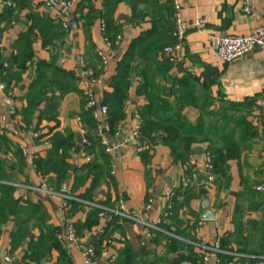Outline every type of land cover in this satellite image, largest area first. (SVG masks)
I'll return each instance as SVG.
<instances>
[{"label":"crops","instance_id":"0c3cea01","mask_svg":"<svg viewBox=\"0 0 264 264\" xmlns=\"http://www.w3.org/2000/svg\"><path fill=\"white\" fill-rule=\"evenodd\" d=\"M31 1L29 9L20 11L17 21L6 24L0 20V50L4 52V56L12 50L13 42L25 29L30 13L47 16L52 20L62 19L59 17L57 6L51 0ZM242 2V0H180L182 16L189 28L180 49L176 52L174 67L167 77L160 80L166 87L174 80H181L185 86L191 88L188 92L189 97L194 94L199 96L207 94L210 104L207 103L205 108L218 112L207 117L206 122L211 121V129L207 130V125L202 133L196 136L198 138L191 144V153L186 160L174 159L169 146L162 143L163 135H159L157 143L146 149L148 151L146 156L142 153L145 150L134 147L132 142L127 140L128 134L137 124L134 112L145 104L141 94H137V88L145 80L141 74L145 72L143 73L141 60L137 57L133 59L132 73L128 78L129 97L123 107L125 120L114 138L108 139L109 145L114 147L113 151L107 153L109 156L107 170L112 182L103 181L97 197L109 199L108 202L114 207L121 201L129 215L150 223H154L159 217L162 218V223L170 226L172 230L177 228L180 233L177 235L160 228L157 231L171 235L182 243L175 250L167 252L165 240L160 239L152 243L154 236L151 233L152 229L130 220L124 226L122 234H113L104 241L103 249L99 256H96L100 262L98 264H110L115 261L119 255L114 260L111 257L115 252L120 254L127 243L132 246L134 252L141 247L144 248L147 253L145 257L150 264H175L170 260L178 254L186 256L187 245L193 246L196 253L202 254L197 244H212L225 237L229 240V250L226 251L236 253L230 255L234 257L235 264H264V192L255 190L256 185L264 182V106L256 104L257 101L264 102V47H258L229 62L214 58L209 48V38L212 34L245 35L258 26L264 27V0H250L248 13L243 11ZM87 3L92 6L90 10L95 11V18L91 23L88 20L93 11L89 10ZM164 4H167L166 0H118L113 13L118 20L121 38L115 48H111L104 42L101 29L103 22L97 15L99 10L103 12V0H75L73 6L64 12L63 19H67L68 22L73 20L74 23L72 25L68 23L70 29L67 30L64 41L67 50L61 55L59 65L64 70L79 75L80 80L77 82L79 90L89 87L95 97L103 102L104 94L112 91L109 80L116 73L118 61L131 41L151 27L152 17L157 15L155 12L159 9H168V5ZM6 8L0 4V16ZM132 15L134 22H131ZM197 18L203 19L204 24L196 28L193 22ZM33 38L36 39L33 42L36 60H48L52 51L48 46H41V34L37 30H34ZM56 47L59 50L58 44ZM98 52L107 55L108 63L105 69L95 58ZM162 56H167L164 50ZM27 64L31 65L30 62ZM154 66L150 63L146 74H151ZM87 70L98 72L97 83L90 84ZM34 72L35 66L28 67L23 71L18 83L15 84L13 80L8 79L9 88L4 84L5 88L0 90V158L5 159L4 161L12 167L10 177L1 183L15 188L13 193L15 198L24 202L29 200L41 203L47 216L46 224L63 231L67 220L73 224L84 220L85 213L91 207H86L82 213L66 216V208L62 206L61 199L34 188L43 179L35 171L34 159L46 155L49 147L43 146L42 139L49 140L54 132L62 133L70 129L75 132L76 138L80 137L79 120L73 116L74 111L79 108V94L73 90L59 99V104L55 108L56 120L40 119L38 129L43 134L47 132V135L37 140L33 136V129L31 128V131L26 127L21 116L23 97L35 77ZM48 76L62 87L67 85L64 79L53 73H49ZM58 93V90L54 92L55 95ZM251 102L254 104L253 108H247L248 113H243L242 108ZM43 107L42 102L40 108ZM10 109H14L15 113L10 114ZM199 109V105L191 103L182 112L189 121L196 122ZM238 117H243V122L253 126L254 130L245 127L241 122H236ZM205 135L214 143L226 144L231 156L227 162L226 175L219 176L213 173L215 177L212 181H209L203 167L206 143L200 141V138ZM81 143L83 144L82 139ZM180 150H183L182 146ZM84 161L88 160L83 154L80 151L74 153L73 150V156L69 159L72 166L75 165L73 169ZM73 169L70 168L68 171L71 176L67 180V189ZM190 170L192 174L188 179L187 171ZM183 179L187 182L184 189L181 188ZM168 191H173V196L177 194L178 197L179 207L174 219L171 216H164L166 207L164 195ZM203 209H210L214 218L204 219ZM99 217L100 223L95 230H91L83 237L76 235L77 241L73 244L62 242L75 264H83L81 254L83 246L92 243L98 228H102L104 219L102 216ZM32 221L31 219L29 224ZM40 226L42 224L31 228V231L38 234ZM11 228L9 222L0 225V251L6 250L9 253ZM147 233L150 234L148 237ZM21 254L18 248L12 254V262L4 261L0 257V264H16ZM58 254V250L52 248L45 264H56ZM166 254H170L168 259ZM181 264L189 263L182 261Z\"/></svg>","mask_w":264,"mask_h":264},{"label":"trees","instance_id":"16d2710c","mask_svg":"<svg viewBox=\"0 0 264 264\" xmlns=\"http://www.w3.org/2000/svg\"><path fill=\"white\" fill-rule=\"evenodd\" d=\"M10 1L16 4V8H6L0 16V20L5 21L6 24L17 21L19 19L20 11L22 9H29L31 0H2ZM118 0H103V12H97L100 19H102L104 30L103 37L107 38L111 43V48H115L117 35L120 33L118 20L114 17V7ZM168 5L167 10H157V15L152 17L151 27L143 34L134 38L125 53L120 58L116 66V73L109 80L112 87L111 92L104 94L103 103L107 105V114L104 123L107 124L108 130L99 128V122L93 117L91 110L87 108L89 96L85 90L77 88V82L80 80L79 75L73 71H66L59 65V59L64 51L67 50L65 46V39L67 28H63L61 21L57 19H50L47 16H40L37 13H30L28 15V23L25 29L18 35L13 42L12 50L7 54V59L0 66V80L9 88V81L13 80L18 83L21 79L23 71L28 67L35 66V77L30 86L24 94V105L21 106V116L27 128H32L33 131H39V136L35 139L47 135L38 129V124L41 118H49L56 120L55 108L59 104V99L70 91H76L78 96L79 108L74 111V118H79V129L81 130L80 137L75 136L72 130H65L64 132H54L50 140V147L46 151L44 157H37L34 159V168L37 173L42 176V181L48 184V187L54 192H62L70 196L78 197L80 200H70L68 207H65L66 216L74 215L75 213L84 212L88 207L89 202H97L103 207L112 209L109 199H101L97 197L99 194L100 184L104 181L112 182L109 176L107 166L109 165V156L104 151L100 142L101 138H114L115 134L119 132L121 123L125 120V112L123 110L124 104L129 97L128 84L129 77L132 73V62L134 58H139L140 64L143 65L144 83L137 88V94H141L145 104L136 109V112L142 119L139 129V136L137 139V146L149 145L153 146L157 143L159 135H163L162 143L169 146L175 160L184 161L191 153V144L198 138L202 131L207 128L211 129L209 121L206 122L207 117L217 114L212 110H208L207 103L210 100L206 95H192L189 97L188 88L181 82V80H174L169 87L163 86L160 78L167 77L168 73L174 67L175 62L169 56H162V52L167 45L174 43L172 36L173 32V14L172 3L166 0ZM52 6L51 3H48ZM92 9L91 4H86ZM67 11V10H66ZM91 12L93 10H90ZM95 11L92 12L89 23L95 18ZM134 14V13H133ZM131 22H134V16L131 17ZM34 30L41 34V46L46 47L52 51L48 60H36L35 51L33 49ZM56 44L60 48L57 50ZM4 56V52L0 50V61ZM98 61L100 58L95 56ZM30 62V66H28ZM153 63L155 66L151 74H146L148 66ZM139 66V65H138ZM93 76L96 78L97 71L93 70ZM53 73L59 78L64 79L66 86L62 87L52 81L48 74ZM10 79V80H8ZM188 83V82H187ZM58 90V95L54 92ZM50 92V94H48ZM192 99V101H191ZM43 102L44 107L40 108ZM191 103L199 105V117L197 121H189L183 113V109ZM253 102L242 108L243 113H248L247 108H253ZM36 117V120H34ZM225 120V119H224ZM236 122H241L245 127L254 130L248 123L243 122V117H238ZM57 123V122H56ZM31 129V131H32ZM51 128L48 130L50 134ZM158 133V134H157ZM81 138L85 143L82 144L80 152L88 161L77 164L73 169L70 184L66 191H62V183L66 178V174L71 168L72 164L69 159L73 156V150L77 144V139ZM200 141L206 143L205 151L211 155V172L225 176L227 169V162L230 159L228 146L226 144L219 145L211 141L209 136L205 135L200 138ZM208 140V141H207ZM203 142V143H204ZM183 147V150L181 149ZM147 150L143 151L144 156L147 155ZM22 155H19V157ZM23 158V156H22ZM5 159L0 158V225L11 223L9 239V254H12L20 248L21 257L16 264H45L48 254L52 248L58 250V257L56 264H75L70 256L67 248L63 243L57 239L56 233L59 230L57 227L46 224V213L43 206L39 202H32L29 200L21 201L15 198L13 193L15 188L1 183V181L10 177L12 167ZM106 170V171H105ZM187 174L190 179L192 171ZM108 178V179H107ZM183 194V193H182ZM99 198V199H98ZM178 197L175 194L172 199V213L171 218H176L179 203ZM110 205V206H109ZM101 208L91 207L85 218L82 221L74 223L75 234L79 237L85 236L91 230H95L100 223L99 213ZM104 223L102 225V232H97L96 237L93 238L92 245L95 247L96 256H99L103 249V243L110 238L111 235L122 234L124 226L130 221L122 216L114 215L113 213L104 210ZM36 222H30V220ZM42 224L38 229V234H34L31 228ZM159 228L179 235L177 228L172 230L167 224L160 223ZM154 234L151 242L156 243L160 239L165 240L166 251L170 252L181 245V241L171 235H167L162 231L151 230ZM220 245L222 249L229 250V240L220 238ZM240 251V249H237ZM147 255L144 248L137 249V252L132 250V246L127 243L125 248L119 254V257L110 264H150V261L145 257ZM170 254H166V259ZM232 258L226 255L225 259ZM202 254H198L193 250V246L187 245V254L176 255L172 258L175 264H181L186 261L189 264H201ZM169 261V262H170ZM100 263V262H98Z\"/></svg>","mask_w":264,"mask_h":264},{"label":"built area","instance_id":"2783aa9c","mask_svg":"<svg viewBox=\"0 0 264 264\" xmlns=\"http://www.w3.org/2000/svg\"><path fill=\"white\" fill-rule=\"evenodd\" d=\"M55 2V5L57 6V10L59 12V17L62 19L61 25L63 28L68 27V20L63 19L64 12L71 8L73 4L75 3V0H53ZM172 3V14H173V32L172 36L174 39V43L167 45L164 48V52L171 60L175 59L176 52L180 49L181 44L184 40V37L186 35L187 29L189 28V25L184 21L182 12H181V3L180 0H170ZM242 9L245 13L250 12V0H242ZM0 4L7 8H15L16 4L14 2L10 1H2L0 0ZM202 24H204V20L201 18H197L193 22V26L200 27ZM101 29L104 30L103 23L101 24ZM104 38V37H103ZM120 34L117 35V41L116 44L120 41ZM104 42L108 47H111V43L107 38H104ZM258 47H264V27L258 26L253 31H251L248 34L245 35H218V34H212L209 38V48L211 51V54L214 58L221 60L223 62H229L235 58L241 57L245 55L246 53L258 48ZM98 57L100 58V63L103 66V69L106 68V65L108 63L107 55L103 52H98ZM87 76L89 78L90 84H95L99 81L98 78H95L93 76V72L91 70L86 71ZM5 88L4 83L0 80V90H3ZM86 93L89 96V100L87 102V108L91 110L93 117L96 119L97 122H99V128L105 130H108L107 124H105L103 121L107 114V105L100 100H98L92 89L89 87L85 89ZM256 104L258 106H264V102L257 101ZM10 114H14L15 110L10 109ZM135 120L137 121V124L133 130L130 131V133L127 136V140L131 141L133 146L138 149L146 150L149 148V145H141L140 147L137 146V139L139 136V129L141 126L142 119L139 116L137 112H134ZM77 120L79 118L76 117ZM1 120H3V117H1ZM39 131H33V136H39ZM85 143V140L82 141ZM103 149L106 153H110L113 151L114 147L109 145L108 140L106 137L101 138L100 140ZM43 146L50 147V142L47 138L42 139ZM24 152V149H22ZM87 160L89 158H86ZM203 167L205 172L207 173V177L209 181H212L214 179V174L211 172V155L209 152H204V161H203ZM187 185V182L182 180V186L181 188L184 189ZM37 191H40L46 195H50L53 197H57L61 199L62 206L65 208L68 205V202L70 200H80L78 197L70 196L62 192H54L53 190L49 189L48 186L44 181H42L38 186L34 187ZM255 190L258 192H264V182L259 183L255 186ZM165 200H166V207L164 216H169L172 213V203L171 199L173 197V191H168L165 193ZM90 207L95 208H101L102 211H100L99 216H103V211L107 210L114 215H119L122 217H125L131 221L139 222L147 229L152 230H160L159 229V223L162 221V218H158L154 223L147 222L145 220H142L141 218H138L134 215H129L127 213V210L125 208V205L123 202L118 201L114 208H106L98 204L97 202H89L88 204ZM98 231L101 232L102 230L98 228ZM97 231V232H98ZM150 234L147 233V237ZM56 237L61 242L67 241L71 244L75 243L77 241V237L75 234V228L72 221L67 220V223L65 224V227L63 228V231L59 230L56 233ZM110 242V240H108ZM198 248L202 252V259L201 264H235L234 260L232 258L223 259L224 255H236V253L231 251H226L221 248L219 239L216 240L212 244H206V243H199L197 244ZM82 259L83 264H98L99 260L96 259V253L95 248L92 245V243L87 244L83 246L82 251ZM119 253L115 252L114 255L111 257V259H116L118 257ZM0 257L4 261L12 262L13 256H11L6 250L0 251Z\"/></svg>","mask_w":264,"mask_h":264},{"label":"water","instance_id":"95a60500","mask_svg":"<svg viewBox=\"0 0 264 264\" xmlns=\"http://www.w3.org/2000/svg\"><path fill=\"white\" fill-rule=\"evenodd\" d=\"M51 1H52V3L55 4V2H54L53 0H51ZM73 23H74L73 20H70V21H69V24H70V25H72ZM6 59H7V57H6V56H3V58L1 59V62H0V66L3 64V62H4ZM81 147H82L81 139L78 138V139H77V144H76V146H75V148H74V153H78V152L80 151ZM74 166H75V165H73V166L71 167V170L73 169ZM70 176H71V173L68 172V173L66 174V180H65V181L63 182V184H62V188H61L62 191H66V189H67V180L70 178ZM206 179H207V178H206ZM203 218H204V219H212V218H214V214L211 213L210 209H203ZM152 264H153V263H152ZM154 264H155V263H154Z\"/></svg>","mask_w":264,"mask_h":264}]
</instances>
